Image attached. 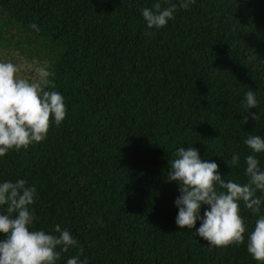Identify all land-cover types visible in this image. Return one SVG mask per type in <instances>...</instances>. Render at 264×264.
<instances>
[{
    "label": "trees",
    "instance_id": "1",
    "mask_svg": "<svg viewBox=\"0 0 264 264\" xmlns=\"http://www.w3.org/2000/svg\"><path fill=\"white\" fill-rule=\"evenodd\" d=\"M153 3L0 0V50L46 62L67 106L44 141L0 158V180L34 184L35 227H67L87 264H257L243 243L209 247L199 221L179 229L166 173L191 145L223 179L246 180L226 162L237 152L243 165L244 138L264 136V0H196L158 30L140 15ZM248 89L257 117L242 123Z\"/></svg>",
    "mask_w": 264,
    "mask_h": 264
},
{
    "label": "clouds",
    "instance_id": "2",
    "mask_svg": "<svg viewBox=\"0 0 264 264\" xmlns=\"http://www.w3.org/2000/svg\"><path fill=\"white\" fill-rule=\"evenodd\" d=\"M196 0H154L151 7L140 9L147 29H161L173 20L178 10H187ZM35 32L40 26L32 22ZM23 65L12 60H0V158L10 150L20 151L47 138L50 118L60 125L66 118L67 106L61 92L55 90L54 75L46 62L30 64L31 75H21ZM249 116L256 120L255 93L248 89L241 101ZM247 153L234 152L226 163L243 168V182L223 179L215 160L202 159L197 148L178 147L168 159L166 180L175 182L179 195L175 225L191 229L197 221L195 235L208 242L209 247H227L243 243L247 253L264 264V136L249 133L243 140ZM36 186L26 179L0 180V264H57L61 254L77 247L78 254L65 264H87L81 259L82 248L67 227L56 223L46 231L36 228L37 216L32 205L37 198ZM241 204L254 218L249 230ZM202 206L204 208L201 215Z\"/></svg>",
    "mask_w": 264,
    "mask_h": 264
},
{
    "label": "rangeland",
    "instance_id": "3",
    "mask_svg": "<svg viewBox=\"0 0 264 264\" xmlns=\"http://www.w3.org/2000/svg\"><path fill=\"white\" fill-rule=\"evenodd\" d=\"M0 60H12L13 62H19L23 65L21 75L24 78H29L31 75V69H30V64L33 62H37L35 60L29 61L26 58L23 57V55L18 54L16 51L13 50H5L1 51L0 50ZM43 63V62H40Z\"/></svg>",
    "mask_w": 264,
    "mask_h": 264
}]
</instances>
